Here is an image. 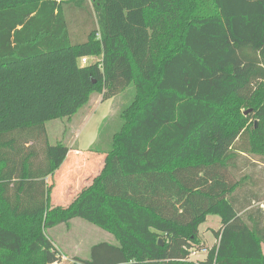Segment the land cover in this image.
I'll return each instance as SVG.
<instances>
[{"label": "trees", "instance_id": "obj_1", "mask_svg": "<svg viewBox=\"0 0 264 264\" xmlns=\"http://www.w3.org/2000/svg\"><path fill=\"white\" fill-rule=\"evenodd\" d=\"M129 85L100 170L54 203L71 148L47 124ZM257 167L264 0H0V264L60 262L48 229L73 218L117 242L83 264H264ZM210 215L218 242L191 260Z\"/></svg>", "mask_w": 264, "mask_h": 264}, {"label": "rangeland", "instance_id": "obj_2", "mask_svg": "<svg viewBox=\"0 0 264 264\" xmlns=\"http://www.w3.org/2000/svg\"><path fill=\"white\" fill-rule=\"evenodd\" d=\"M135 94L134 85H129L126 89L108 101H101L99 104H93V100L90 104L82 108L72 121H70L69 118H58L47 124L49 140L52 144L61 141L68 144V146H70V144L73 145L75 143L74 135L77 132L80 137L77 146L85 148L88 144L92 143V141L96 140V151L90 154L95 158L90 162L91 164L89 163L91 165L89 169L87 168L84 172V176L81 179L85 178V180L81 181V185L87 182L91 177L93 178L100 170L104 157L102 158V154H99V152L103 153L111 148L112 138L122 126L121 114L134 100ZM98 97L99 99L101 98L99 94ZM263 170V167H257L256 169V181L261 188H264V182L262 181V179H264ZM259 176L261 177L259 178ZM59 179L62 181V184L57 191L54 192L57 200L53 195V202L56 204H61V200L58 201V198L62 199L63 197L65 200L72 198V194H74V192L76 193L75 187H77L75 178L69 183V187L64 185L68 178L65 176L62 178L55 176V184ZM72 189L74 191H72ZM77 189L79 190L80 188ZM261 195H264V190ZM257 205L259 204H256V206ZM220 222V216L210 215L207 217V220L201 224L200 236L203 244L202 247H205L207 250L200 253L195 251L196 253L192 254L193 259L195 258L197 261H201L202 257L208 254V251L217 244L218 239L213 231L219 229L221 225ZM48 234L63 253L61 261L55 264H83L76 260V257L89 259L93 245L101 242L117 243L112 233L82 218H73L69 223H62L51 227L48 229Z\"/></svg>", "mask_w": 264, "mask_h": 264}, {"label": "crops", "instance_id": "obj_3", "mask_svg": "<svg viewBox=\"0 0 264 264\" xmlns=\"http://www.w3.org/2000/svg\"><path fill=\"white\" fill-rule=\"evenodd\" d=\"M91 58H94V57H91ZM91 61H92V59H91ZM100 96H101V98L99 99V97H98V94H94L92 97H91V99H90V101L86 104V105H84L82 108H84L85 106H87L88 104H90L93 100H94V102H93V104H99V102H101V101H108L109 99H111V98H113V97H111V98H107V99H104L103 98V94H99ZM115 97V96H114ZM97 106V105H96ZM81 108V109H82ZM75 117V116H74ZM74 117H72V118H70V121H72L73 120V118ZM98 137V136H97ZM80 137H79V133L77 132L75 135H74V140H75V143L72 145V144H70V154H69V156H68V158H67V160L63 163V165H62V167L58 170V172L56 173V175L55 176H59V177H66V178H68L67 179V181H66V183H64V185H66V186H68L69 185V183L72 181V179L73 178H75L76 179V185H77V187H75L76 189V193L74 192V194H72V198H73V196L74 195H76L84 186H86L91 180H92V177L87 181V182H85L83 185H81L80 183H81V181H84L85 180V178H83V179H81L83 176H84V172L86 171V169L88 168L89 169V167L91 166L90 164V162L92 161V160H94V158H93V156H91L90 154H91V152L93 153V151H95V145H96V140H94V141H92V143H90V144H88L85 148H83V147H80V146H77V143H78V139H79ZM68 145V144H67ZM104 157V155L102 154V158ZM90 163V164H89ZM83 169V170H82ZM67 172V173H66ZM65 173H66V175H65ZM55 176H54V178H55ZM52 180H54V179H52ZM61 184H62V181L59 179L57 182H56V187L54 188V191H53V194H52V199L54 198V192H56L57 191V189L61 186ZM69 187V186H68ZM77 188H80L79 190L77 189ZM78 190V191H77ZM72 191H74L73 189H72ZM54 195V196H53ZM72 198H69V199H67V200H65V199H63V197H62V199H60V198H58V201H60L61 202V204H67L68 202H70V200L72 199ZM55 199H56V196H55ZM57 200V199H56ZM66 201V202H64V201ZM58 204V203H57ZM220 224H221V222H220ZM220 227H221V225H220ZM219 227V228H220ZM218 230V229H217ZM116 242V241H115ZM203 245V244H202ZM207 250V249H206ZM206 250H201V251H196V252H198V253H200V252H205ZM196 252H194V253H196ZM194 253H192V254H194ZM207 256V254H205V256L204 257H202V259L201 260H204V258ZM191 260H196L195 258L193 259L192 258V255H191ZM197 261V260H196Z\"/></svg>", "mask_w": 264, "mask_h": 264}, {"label": "built area", "instance_id": "obj_4", "mask_svg": "<svg viewBox=\"0 0 264 264\" xmlns=\"http://www.w3.org/2000/svg\"><path fill=\"white\" fill-rule=\"evenodd\" d=\"M94 58H91V56H84L80 59V64L81 65H88L90 63H93V62H96V61H100L101 58L100 57H97V56H92ZM92 59V61H91Z\"/></svg>", "mask_w": 264, "mask_h": 264}, {"label": "water", "instance_id": "obj_5", "mask_svg": "<svg viewBox=\"0 0 264 264\" xmlns=\"http://www.w3.org/2000/svg\"><path fill=\"white\" fill-rule=\"evenodd\" d=\"M257 124H258V122L256 121V125H257ZM159 243H160L161 245H163V241H162V239H160Z\"/></svg>", "mask_w": 264, "mask_h": 264}]
</instances>
